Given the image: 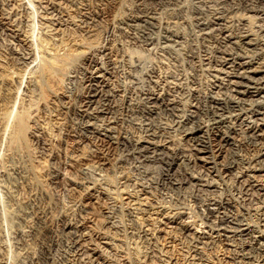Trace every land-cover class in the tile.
<instances>
[{
  "label": "bare ground",
  "instance_id": "6f19581e",
  "mask_svg": "<svg viewBox=\"0 0 264 264\" xmlns=\"http://www.w3.org/2000/svg\"><path fill=\"white\" fill-rule=\"evenodd\" d=\"M0 264H264V0H0Z\"/></svg>",
  "mask_w": 264,
  "mask_h": 264
},
{
  "label": "rangeland",
  "instance_id": "374dc122",
  "mask_svg": "<svg viewBox=\"0 0 264 264\" xmlns=\"http://www.w3.org/2000/svg\"><path fill=\"white\" fill-rule=\"evenodd\" d=\"M119 13H121L120 11H119ZM99 41L101 42L102 41V39L100 38L99 40H98V43H99ZM4 53V54H3ZM3 53H1V57H3L4 58V56H7L6 55V53L3 51ZM77 56V57H76ZM80 56V54H75V55H73V59H74V57H75V59L77 60H73V62H72V60H69V59H67V61H66V63L69 65V68L68 69H66L67 71H65L64 70V72H66L65 74L66 75H68L69 73H70V70H71V68H72V65H74L76 62H79V60L81 59V57H79ZM99 56V55H98ZM142 56V57H141ZM141 56H139V58L136 56V57H132L131 59H133V60H131L132 62V66H133V70L134 71H132V72H134V74L132 73V75L133 76H131V83H136V82H138L139 81V77L146 71V70H148L149 68H150V62H149V59L146 57V56H143V55H141ZM98 58V60H102L103 61V58L102 57H97ZM101 58V59H100ZM79 59V60H78ZM4 61H6L5 63L7 64V60L6 59H3ZM71 61V62H70ZM101 61V62H102ZM148 61V62H147ZM67 64H66V66H65V68L67 67ZM7 67H9L10 65H6ZM64 76L62 79L63 80H61L62 82H60V84L62 85L61 86V88H62V90L64 89V93L66 94V96H68L69 98H70V96H71V94H72V96H73V94H74V87H73V79H68L69 78V76L67 77V76ZM139 76V77H138ZM134 77V78H133ZM135 77L137 78V79H135ZM135 79V80H134ZM138 80V81H137ZM68 81V82H67ZM136 81V82H135ZM69 82H70V84H69ZM66 83H68L67 85H66ZM72 83V84H71ZM72 85V86H71ZM67 86H69V88L67 87ZM67 87V88H66ZM72 87V88H71ZM73 89V90H72ZM70 90V91H69ZM71 96V97H72ZM59 122V121H58ZM57 121L56 122H53V125H52V133L53 134H55L56 136L58 135L59 136V138H63V134H64V132L66 131L65 130V128L66 129H68V122H66V121H60V123H58ZM64 122H66V124L64 123ZM55 124V125H54ZM65 126H64V125ZM61 127V128H60ZM63 127H64V129H63ZM55 131V132H54ZM61 136V137H60ZM64 139V138H63ZM65 140V139H64ZM71 145V146H70ZM73 144H72V142L70 141V140H68V139H66V141H65V143L63 144V146H62V149H60V151H59V153H58V155H57V158L58 159H55L57 162H59V163H61V162H65V160H66V157L70 154V152L73 150ZM62 151V152H61ZM69 152V153H68ZM62 160H64V161H62ZM50 162H51V160H48L47 159V161H46V163H48V164H50ZM62 164V163H61ZM45 178V177H44ZM61 182V181H60ZM55 187V188H54ZM50 188H51V191L53 192V193H55V194H53L57 199L59 198L60 199V201H61V199L62 198H65L64 197V189H63V184H62V182L61 183H56L55 185L53 184L52 185V187L50 186ZM60 195V196H59ZM58 199V200H59Z\"/></svg>",
  "mask_w": 264,
  "mask_h": 264
}]
</instances>
